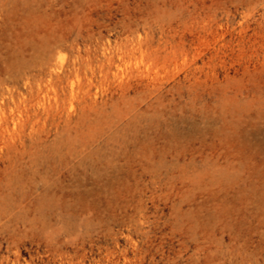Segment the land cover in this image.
<instances>
[{
    "label": "rangeland",
    "instance_id": "obj_1",
    "mask_svg": "<svg viewBox=\"0 0 264 264\" xmlns=\"http://www.w3.org/2000/svg\"><path fill=\"white\" fill-rule=\"evenodd\" d=\"M0 264H264V0H0Z\"/></svg>",
    "mask_w": 264,
    "mask_h": 264
}]
</instances>
